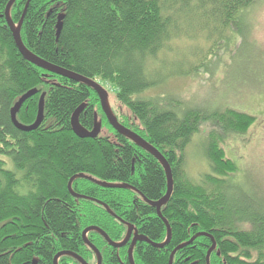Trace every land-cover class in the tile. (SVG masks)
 I'll return each instance as SVG.
<instances>
[{
	"label": "trees",
	"instance_id": "trees-1",
	"mask_svg": "<svg viewBox=\"0 0 264 264\" xmlns=\"http://www.w3.org/2000/svg\"><path fill=\"white\" fill-rule=\"evenodd\" d=\"M9 1L0 0V264H53L61 252L89 255L92 264V253L81 240L88 226L98 227L114 243L133 226L138 235L162 244L166 227L138 195L150 202L165 195L162 167L108 125L92 89L21 56L4 16ZM258 1L31 0L23 15L27 0H16L9 9L12 24L21 23L20 38L29 53L114 87L112 114L170 167L172 193L161 208L170 242L162 249L137 243L134 264H168L172 251L193 237L171 264H207L213 242L208 264H264V201L229 178L236 168L220 147L221 133L243 135L255 118L232 109L206 115L177 96L144 95L166 81L161 58L182 37L180 22L215 19L229 25ZM29 91L34 94L15 114L16 121L31 125L40 97L43 117L36 130L22 132L14 127L11 112ZM80 106L78 126L87 131L99 126L98 138L73 133L70 120ZM204 124L211 131L199 148L209 173L194 183L184 172L186 150ZM81 175L71 184L76 193L86 183L83 176L134 191L98 186V202L110 213L98 204L97 214L94 205L68 195L69 181ZM201 233L207 236H197ZM88 240L98 246L102 264H130L125 249L111 248L99 234H89ZM57 264L79 263L62 256Z\"/></svg>",
	"mask_w": 264,
	"mask_h": 264
},
{
	"label": "rangeland",
	"instance_id": "rangeland-1",
	"mask_svg": "<svg viewBox=\"0 0 264 264\" xmlns=\"http://www.w3.org/2000/svg\"><path fill=\"white\" fill-rule=\"evenodd\" d=\"M179 25L182 37L161 58L166 81L144 95L177 96L206 115L232 109L254 117L243 135L221 133L220 147L236 168L229 178L264 201V0L229 25L215 19ZM100 85L115 111V88ZM210 131L204 124L186 150L184 172L194 183L209 173L199 146Z\"/></svg>",
	"mask_w": 264,
	"mask_h": 264
},
{
	"label": "water",
	"instance_id": "water-1",
	"mask_svg": "<svg viewBox=\"0 0 264 264\" xmlns=\"http://www.w3.org/2000/svg\"><path fill=\"white\" fill-rule=\"evenodd\" d=\"M15 1L16 0H10L8 2L7 6H6V9H5V12H4V16H5V19H6V22H7L8 26H9L11 32H12V37H13V40H14L15 47L17 48V50L19 51L21 56L26 61H28L32 65L36 66L37 68H40L41 70H44V71L49 72L51 74L66 78L68 80L74 81V82L79 83V84H84L85 86H87L90 89H92L94 91V93L98 97L101 111H102L103 115L105 116L108 125L116 133H118L121 136L126 137L130 142L135 144L138 148L144 150L150 156H152L160 164V166L162 167V169L164 171V175H165V179H166V192H165V195L162 198H160L156 202H150V201L145 200L140 194H138V195L150 207L155 209L156 215L158 216V218H160L162 220L163 224L165 225V227H166V240H165V242H163L162 244H153L148 239H146L145 237L139 236L133 226H128L127 227L126 236H125L124 240L122 242H120V243L112 242L104 232L100 231L99 229H97L95 227L88 228V229L84 230L83 233H82L83 242L98 256V264H101V257L99 255L98 251L96 250V248L93 245H91L88 242V240L86 239L87 232H89L91 230L98 232L101 235V237L105 240V242L108 244V246H110L113 249H120V248L124 247L126 245V243L129 241V239L131 238L132 234H133V238L131 240V245H130V248L128 250V259H129L130 264H134L133 263V259H132V247H134L136 242L147 243V244L151 245L153 248H156V249H162L165 246H167L169 244V242H170V238H171L170 227H169L167 221L161 215V208L163 206H165L167 204V202L169 201V198H170L171 193H172V188H173V181H172V174H171L170 167H169L168 163L166 162V160L164 159V157L156 149H154L151 145H149L140 136H138L137 134H135L131 130L125 128L124 126H122L117 121L115 116L112 114L110 108L108 107L107 94H106L105 90L101 87V85L98 82L85 79V78H83V77H81V76H79V75H77L75 73L69 72V71L64 70L62 68H59V67L54 66L52 64H49V63L41 60L40 58H37L36 56L32 55L31 53H29L25 49V47L22 44V41H21V38H20V32H19L21 23L18 26H14L12 24L10 18H9V9H10V7L12 6V4ZM30 1L31 0H27L25 8H24V11H23V15H24V13L26 11V8H27L28 4L30 3ZM61 19L62 18H60V20ZM59 30H60V24L57 25V33H56L57 35L59 33ZM32 94H34V92L33 91H29L26 94H24L23 96H21L19 98L18 102L16 103V105L14 106L12 112H11V121H12L14 127L17 128L18 130L22 131V132L34 131V130H36L39 127V125L42 122V117H43L42 108H41L42 97H40L39 102H38V111H37V115H36L35 121L31 125L24 126V125H22V124H20V123H18L16 121L15 114L19 111V109L21 108L22 104L29 97L32 96ZM82 107L83 106H80L73 113V115L71 117V120H70L71 129H72L73 133L75 134V136L80 138V139H85V138L95 139L99 135V132H100L99 126L98 127L94 126L91 129V131H87V130H84V129L80 128L78 126V124H77V115L82 110ZM77 177H80V176H77ZM73 180H74V178H72L69 181L68 185H67L68 192L73 197H79L71 189V184H72ZM92 182L98 184V186H100L102 188H108V189H130V190H133L132 187L127 186V185H111V184L95 182L93 180H92ZM79 198H81V197H79ZM98 204L101 205V206H104L106 208L107 212L110 213V211L107 209V207L104 204H102L101 202H98ZM197 236H207V235L201 233V234H198ZM194 239H195V237H193L191 240H189L185 244L175 248L172 251V253L170 254L169 263L168 264H171L173 256L176 253V251H178L181 248L191 244ZM214 246H215V244L213 242L211 248L207 252V255H206V263L207 264H208L209 255L212 252V250L214 249ZM64 255L71 256L76 261H78L80 264H86L81 258H79L78 256H76V255H74L72 253H68V252H61V253L56 254V256L53 259V264H57L58 258H60L61 256H64Z\"/></svg>",
	"mask_w": 264,
	"mask_h": 264
},
{
	"label": "flooded vegetation",
	"instance_id": "flooded-vegetation-1",
	"mask_svg": "<svg viewBox=\"0 0 264 264\" xmlns=\"http://www.w3.org/2000/svg\"><path fill=\"white\" fill-rule=\"evenodd\" d=\"M96 138H98V136L96 137ZM95 138V139H96ZM80 177H82V175L80 176ZM80 177H75L74 179H76V178H80ZM83 177H85V181H86V183H83V184H81V189L79 190V192H74L76 195H78L79 197H81V198H79V197H73L72 195H70V193L68 192V195L71 197V198H73L75 201H80L79 202V204H84V203H88V204H90V205H94L96 208V210H97V214H98V184H95L94 182H92V180L93 181H95V182H98V179H94V178H92V177H88V176H83ZM87 178V179H86ZM91 181H90V180ZM88 180V181H87ZM90 181V182H89ZM94 183V184H93ZM72 184H73V182H72ZM88 184H91V185H95V188L93 189L92 188V186L91 185H88ZM72 189V188H71ZM68 190V189H67ZM88 194H92L93 196H88ZM86 198V199H85ZM80 215V214H79ZM92 227H94V226H88L87 228H85L84 230H86V229H88V228H92ZM95 228H97L98 229V227H95ZM83 230V231H84ZM136 230V229H135ZM83 231H82V233H83ZM137 232V231H136ZM82 233H81V240H82V245H84V246H86L90 251H91V253H92V256H93V258H94V263H92V264H98V256L83 242V239H82ZM91 233H95V234H97V236H98V232H96V231H89V232H87V235H86V239L88 240V235L89 234H91ZM126 233H127V231H126ZM138 234V233H137ZM100 235V234H99ZM101 236V235H100ZM125 236H126V234H125ZM140 236V235H139ZM125 238V237H124ZM132 238H133V234H132V236H131V238L129 239V241L126 243V245L124 246V247H122V248H120V249H125L126 250V252H127V256H128V250H129V248H130V245H131V240H132ZM97 244H98V238H94L93 239ZM124 240V239H123ZM122 240V241H123ZM121 241V242H122ZM88 242L91 244V242L88 240ZM120 243V242H119ZM137 243H142V242H136L135 243V245L137 244ZM91 245H93V244H91ZM134 245V246H135ZM94 246V245H93ZM95 248H96V250L98 251V253H99V255H100V257H101V254H100V252H99V250H98V246L96 247V246H94ZM133 248L134 247H132V250H133ZM72 254H74V253H72ZM74 255H76V256H78L79 258H81L86 264H91V261L89 260V255L88 256H86V257H84V256H82L81 254L79 255V254H74ZM64 256H68V257H70V258H72L71 256H69V255H64ZM62 257V256H61ZM60 257V258H61ZM72 259H74V258H72ZM58 260H59V258H58ZM57 260V261H58ZM75 260V259H74ZM76 261V260H75ZM78 262V261H77ZM79 263V262H78ZM33 264H35V262L33 263ZM80 264V263H79ZM101 264H102V257H101Z\"/></svg>",
	"mask_w": 264,
	"mask_h": 264
},
{
	"label": "bare ground",
	"instance_id": "bare-ground-1",
	"mask_svg": "<svg viewBox=\"0 0 264 264\" xmlns=\"http://www.w3.org/2000/svg\"><path fill=\"white\" fill-rule=\"evenodd\" d=\"M24 104V103H23ZM23 106V105H22ZM75 180V179H74ZM87 235V234H86Z\"/></svg>",
	"mask_w": 264,
	"mask_h": 264
}]
</instances>
